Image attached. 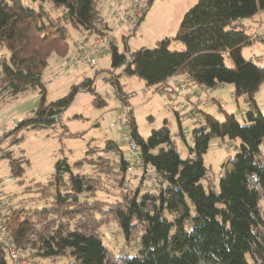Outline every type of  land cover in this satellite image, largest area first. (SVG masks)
I'll return each instance as SVG.
<instances>
[{
    "label": "trees",
    "instance_id": "obj_1",
    "mask_svg": "<svg viewBox=\"0 0 264 264\" xmlns=\"http://www.w3.org/2000/svg\"><path fill=\"white\" fill-rule=\"evenodd\" d=\"M54 12L61 14L53 17ZM260 13L264 0H199L177 33L154 48L131 52L126 45L122 52L111 45L106 81L122 107L129 109V134L144 168L150 167L162 181L152 193L142 186L131 189L128 168L133 160L126 159L114 142L104 149L90 145L86 156L75 162L59 158L50 180L29 188L37 195L36 206L15 208L12 201L2 214L0 224L21 262L23 258L25 264H264V113L256 100L264 85V67L243 55L245 47L264 38L251 36L239 24ZM70 26L82 38L110 31L96 0H0V47L10 52L9 59L0 56V109L21 94H41L38 109L0 140V159L10 161L12 178L24 177L23 163L28 161L2 150L5 138L17 136L14 146L24 139L19 136L23 131L55 128L80 93L93 95L96 107L108 105L98 95L94 78H86L59 100L47 101L44 71L52 56L68 55ZM176 44L183 49H174ZM176 76H189L196 87L206 90L232 85L234 98L248 109L241 116L243 122L232 113L225 112L224 120H219L193 109L192 118L200 122L191 132L193 145L185 159L168 121L147 138L140 134L131 95L121 81L137 77L148 89L160 92ZM179 135H185L181 125ZM226 138L241 144L235 157L223 164L217 191L202 184L209 181L204 155L212 140ZM102 153L116 158L110 161ZM106 187V193L116 188L119 195L113 193L111 201L98 197ZM109 221L124 237L118 251L105 245L100 234ZM0 264H12L1 230Z\"/></svg>",
    "mask_w": 264,
    "mask_h": 264
},
{
    "label": "rangeland",
    "instance_id": "obj_2",
    "mask_svg": "<svg viewBox=\"0 0 264 264\" xmlns=\"http://www.w3.org/2000/svg\"><path fill=\"white\" fill-rule=\"evenodd\" d=\"M119 0H96L98 8L101 9L107 25L115 28V24H110L111 14L116 9ZM199 0H154L149 12L142 22L139 23L134 35L128 39L127 47L133 52L142 47L154 48L157 42L166 37L174 36L182 22L185 14ZM49 10V4H46ZM120 7V5L118 6ZM60 12L52 13L53 17L59 16ZM121 14V13H120ZM261 20V21H260ZM116 22V20H115ZM244 25L250 26L248 33L256 37L264 38V13H260L252 19L242 21ZM261 22V23H260ZM118 27V26H117ZM119 28V27H118ZM121 29V28H119ZM260 31H262L260 33ZM122 33V31L120 30ZM112 33H114L112 31ZM70 51L66 57L52 56L49 59V65L44 71L43 81L47 89V101L53 102L67 96L72 87L82 83L86 78H94L98 95L108 102L106 107H96L93 103L94 96L88 93L78 94L73 105L63 114L61 122L55 128H43L37 131H23L19 136L24 139L18 144L12 146L16 137L11 139L5 138L2 144V150L9 149L14 152L15 158L25 157L27 162L23 163L25 173L23 178H12L10 161L7 158L0 159V178L4 181L5 196L9 197L15 208H30L36 206L37 196L29 192V188L35 183L47 182L54 173V167L59 158L66 157L71 162L78 161L86 156L89 146L106 148L107 143H117L123 151L124 156L129 161L133 158L128 154L127 143L123 141L128 130L125 126L117 125L121 120L122 105L116 98L114 89L107 83V73L111 70V54L109 51L98 59L96 67L86 64H79L74 68L69 67V61L73 59L78 52V47L82 41V33L69 27ZM117 43L120 51H125V44L122 40ZM174 49L181 50V44L174 45ZM243 55L248 60H253L257 65L264 67V41L258 39L251 46L243 49ZM0 56L9 59L10 52L6 48L0 47ZM227 66L232 64L226 60ZM122 83L126 94L131 95V109L138 124L140 134L147 138L153 129L161 128L165 121H168L172 133L177 140L179 153L182 158L189 155V147L193 145L191 140V132L199 126V120L187 118V114L194 108L188 104L186 110L177 112L172 110V106L184 103H174L168 100L164 92H156L155 89H148L145 82L137 77H123ZM213 89L216 95H220V102L224 106L223 109H213L212 115L219 120H224L225 112L231 113L229 107H237V101L233 98L230 88L232 85H224ZM209 90L205 97L212 99ZM209 96V97H208ZM217 98V97H214ZM256 100L262 112L264 113V85L256 94ZM212 101V100H211ZM194 102V101H193ZM41 103V94L39 91H32L19 95L16 99L5 103L0 109V129L7 131L4 137L9 135L16 125L31 116L38 109ZM240 108L244 109L245 105L240 100ZM171 106V107H170ZM228 106V107H227ZM170 107V108H169ZM227 107V108H226ZM208 108H201L203 112H207ZM129 110V109H128ZM209 114V113H208ZM236 114V113H235ZM239 120L243 122L242 117ZM180 125L185 135H179ZM241 141L226 139H214L211 142L210 149L204 155L205 165L208 169L209 181H202L204 186L219 190L220 175L222 173L223 164L229 159L235 157L238 153ZM95 149V148H94ZM264 153V145L262 146ZM103 154V153H102ZM113 160L116 156L112 154H103ZM110 163V162H109ZM131 189L143 187L144 179H142L141 171L135 170L128 176ZM144 189V187H143ZM105 192L99 193L98 197L113 199L119 195V190L112 188L109 190L111 194ZM264 207V201L262 202ZM101 236L103 242L111 250L118 251L124 246V237L119 231L114 221H109L101 226ZM24 256L26 254H23ZM22 255V257H23ZM22 263L25 261L22 258Z\"/></svg>",
    "mask_w": 264,
    "mask_h": 264
},
{
    "label": "built area",
    "instance_id": "obj_3",
    "mask_svg": "<svg viewBox=\"0 0 264 264\" xmlns=\"http://www.w3.org/2000/svg\"><path fill=\"white\" fill-rule=\"evenodd\" d=\"M153 1L154 0H119L116 9H114L111 14V20H116V25L119 28L126 29L127 34L129 36H132L135 33L136 28L138 27L141 20L149 12ZM119 5L120 7H118ZM115 43L116 37L114 33H112V31H109L104 36H97L88 33L85 34L78 47L77 55L69 61V67L74 68L79 64H86L91 67H96L98 59L104 56L105 53L110 50L111 45ZM174 84L177 87L176 91L178 92L180 97L184 99L188 97L193 98V109L201 110V108L205 109L210 105L211 99L209 100V98L205 97V93L206 95H208L207 92H209V90L199 88L200 90H198V92H195L193 88H196V86L190 80L189 76H184L183 81H174ZM187 103L191 104L190 102L185 100L184 103L180 102L179 104L170 107L177 113L186 110V108L188 107ZM219 107L221 109L224 108L222 104H219ZM193 109L189 114L186 115L187 118H192ZM245 113L246 112L239 111L235 115L237 117H241L245 115ZM201 117L202 114L199 115V118ZM116 124L125 126L127 130L129 129L130 122L128 118V108L122 107L121 120ZM5 134H7V131H3V129H0V140L5 136ZM123 141L127 143V152L133 158V165L128 168V172L133 173L135 171V167H140L144 176V189L149 193L154 192L155 189L160 185L162 179L155 175L150 167L144 168L143 160L138 153V146L136 142L131 138L129 130L128 135H125ZM2 189H4V181L0 178V221L2 214L6 212L7 209L12 205V200L9 197L5 196ZM0 230L2 232V241L8 247L10 261L12 262V264H22L19 259V252L14 249L13 245L8 240L7 235H5L6 230L1 224Z\"/></svg>",
    "mask_w": 264,
    "mask_h": 264
},
{
    "label": "crops",
    "instance_id": "obj_4",
    "mask_svg": "<svg viewBox=\"0 0 264 264\" xmlns=\"http://www.w3.org/2000/svg\"><path fill=\"white\" fill-rule=\"evenodd\" d=\"M104 17V16H103ZM104 19H106V18H104ZM107 20V19H106ZM261 21V20H260ZM108 21H106V23H107ZM110 22V24H115V28L114 29H112V27H110L109 26V28H110V31H113L114 32V35H115V37H116V46H118L117 45V43L119 42L118 40H122L123 42H124V44H125V46L128 44V39L130 38V36L127 34V30L126 29H124V28H121V29H119L118 27H117V25H116V22H115V20H111V21H109ZM261 23V22H260ZM240 25H242V26H244L245 28H247V29H249L250 28V26H248V25H244V23L243 22H240L239 23ZM120 30L122 31V33L120 32ZM262 31H260V33H261ZM259 33H256V37H259ZM172 37V36H171ZM125 39H126V43H125ZM247 59V58H246ZM264 59V57L262 56V57H260V60H263ZM183 81V76H176V77H173L172 79H170L169 80V82H168V85L166 86V88L164 89V90H162V91H160V92H164L165 93V96H166V98L168 99V100H170L171 102H174V103H179L180 101H182V100H187L188 102H190L191 104L193 103V98H191V97H188V98H182V97H180L179 96V94H178V92L176 91L177 90V87H176V85L174 84V81ZM219 87H222V89H224V87L223 86H219ZM193 90L195 91V92H198V90H200L198 87H196V88H193ZM204 91V90H203ZM230 92H231V94H232V96H233V94H234V88L233 87H231L230 88ZM210 97H213L211 100V103H210V105L207 107L208 109H207V112L209 113V114H211L212 113V110L213 109H219L218 107H219V104H221V100H220V95L218 96V95H216V91H212L211 93H210ZM214 97H217V98H214ZM233 98H234V96H233ZM243 102V101H242ZM131 104V103H130ZM193 105V104H192ZM245 105V104H244ZM228 107V106H227ZM226 107V108H227ZM229 109H230V112L232 113V114H235V113H237V112H239V111H242V112H246L248 109H247V107H246V105H245V107H244V109H242V108H240V105H239V101L237 102V107L235 108V107H229ZM212 115V114H211ZM2 190H4V189H2ZM3 193H5L4 191H3Z\"/></svg>",
    "mask_w": 264,
    "mask_h": 264
}]
</instances>
